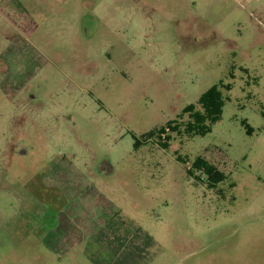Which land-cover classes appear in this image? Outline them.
I'll use <instances>...</instances> for the list:
<instances>
[{
  "label": "rangeland",
  "instance_id": "374dc122",
  "mask_svg": "<svg viewBox=\"0 0 264 264\" xmlns=\"http://www.w3.org/2000/svg\"><path fill=\"white\" fill-rule=\"evenodd\" d=\"M101 1L0 16V209L97 195L154 264H264V0Z\"/></svg>",
  "mask_w": 264,
  "mask_h": 264
},
{
  "label": "crops",
  "instance_id": "0c3cea01",
  "mask_svg": "<svg viewBox=\"0 0 264 264\" xmlns=\"http://www.w3.org/2000/svg\"><path fill=\"white\" fill-rule=\"evenodd\" d=\"M67 5L76 6L74 0H0V16L20 23L24 16H43L44 11L35 8H51L53 12V7L63 9ZM101 6L105 11L113 10L108 0H102ZM97 198L91 203L85 198L83 204L66 201L63 207L52 209L56 211L52 215L48 199L38 208L28 202L24 207L11 204L10 213L0 209V264L157 263L150 242L136 223L128 222L121 203L112 200L113 205L110 198Z\"/></svg>",
  "mask_w": 264,
  "mask_h": 264
},
{
  "label": "trees",
  "instance_id": "16d2710c",
  "mask_svg": "<svg viewBox=\"0 0 264 264\" xmlns=\"http://www.w3.org/2000/svg\"><path fill=\"white\" fill-rule=\"evenodd\" d=\"M200 103L202 111L196 110L194 106L188 107L187 111L191 114L190 116L192 118L195 128L198 131L204 132L205 121L214 122L220 117L223 102L220 98V93L217 91V89L212 88L202 96ZM208 168L211 172L210 174L213 175L215 173L216 175H218L217 171H215L213 167L208 166Z\"/></svg>",
  "mask_w": 264,
  "mask_h": 264
}]
</instances>
